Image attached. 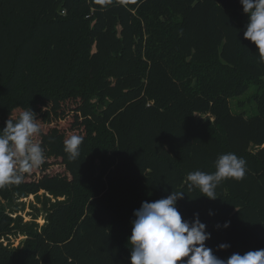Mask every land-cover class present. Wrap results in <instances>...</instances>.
<instances>
[{
    "label": "trees",
    "instance_id": "16d2710c",
    "mask_svg": "<svg viewBox=\"0 0 264 264\" xmlns=\"http://www.w3.org/2000/svg\"><path fill=\"white\" fill-rule=\"evenodd\" d=\"M247 22L239 0H0V130L30 108L46 156L0 189V264H130L134 211L172 191L219 258L264 249V65ZM249 91L256 114L234 113ZM73 134L84 140L70 161ZM228 152L247 162L243 180L214 201L187 190L189 172ZM59 159L65 171L50 172ZM30 196L43 225L19 215Z\"/></svg>",
    "mask_w": 264,
    "mask_h": 264
},
{
    "label": "clouds",
    "instance_id": "9594fccd",
    "mask_svg": "<svg viewBox=\"0 0 264 264\" xmlns=\"http://www.w3.org/2000/svg\"><path fill=\"white\" fill-rule=\"evenodd\" d=\"M243 13L248 16L244 39L258 49V62L264 65V0H239ZM42 129L36 114L30 109L18 115L10 114L5 127L0 130V189L19 186L27 175L40 168L46 159L45 150L37 137ZM83 136L73 134L64 140V152L70 161L80 156ZM246 161L235 153L220 155L214 162L215 171L200 170L186 176L187 190H199L201 196L216 200L217 187L228 179L243 180ZM185 191H172L166 198L143 202L135 210L131 236L128 239L130 264H264V249L250 250L243 255L233 253L221 259L206 246L211 233L206 224L193 214L191 221L184 220L177 202L184 199ZM214 215L209 211V216ZM230 221L217 224L216 229H227ZM230 247L218 245L219 250Z\"/></svg>",
    "mask_w": 264,
    "mask_h": 264
},
{
    "label": "rangeland",
    "instance_id": "374dc122",
    "mask_svg": "<svg viewBox=\"0 0 264 264\" xmlns=\"http://www.w3.org/2000/svg\"><path fill=\"white\" fill-rule=\"evenodd\" d=\"M252 91L247 92L246 94L235 98L234 100L231 101V108L232 111L234 113H239V114H245L246 117H251L254 114H256L255 112L257 111L256 105L253 103H249V98L251 97ZM239 103H241V106H239ZM243 105V106H242ZM69 122H67L66 127L69 126ZM37 142H39L38 137L36 138ZM55 161L51 168H50V172H64V166L61 164L60 159L59 160H52ZM39 172V168L34 170L31 174L28 175L29 179H33L34 177H36L38 175ZM36 175V176H35ZM41 195V199H43V196L45 195L44 192L40 193ZM22 202L25 206H24V211H22L21 213H19V215H22V217L24 218V221L29 222L32 221V219H34L35 217H37V223H39L40 225H43L45 223L44 220V215H45V207L43 206L42 202H39L36 200V198L34 196H30L27 199H23ZM19 204L21 205V207L23 206V204ZM25 239V237H18L17 239H12L11 243H13V246H18L23 240ZM5 245L8 244L7 240H4Z\"/></svg>",
    "mask_w": 264,
    "mask_h": 264
}]
</instances>
